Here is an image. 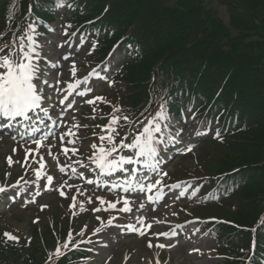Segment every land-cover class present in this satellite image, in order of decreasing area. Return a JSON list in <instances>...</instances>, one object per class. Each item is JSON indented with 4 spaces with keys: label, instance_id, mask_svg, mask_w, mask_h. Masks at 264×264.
<instances>
[{
    "label": "trees",
    "instance_id": "obj_1",
    "mask_svg": "<svg viewBox=\"0 0 264 264\" xmlns=\"http://www.w3.org/2000/svg\"><path fill=\"white\" fill-rule=\"evenodd\" d=\"M114 11L113 21L130 12L126 26L144 51L141 62L129 68L127 79L139 97L147 95L150 72L159 73L162 85L175 86V76L186 70L190 61L194 77L203 87L217 88V104L222 115V142L214 143L218 153L223 147L241 153V158L220 163L222 170L243 166L257 182L264 183V0H217L230 11L229 26L204 0H179L174 9L160 0H107ZM145 4L147 5L145 7ZM136 23V24H134ZM137 85L139 87H137ZM152 88V87H151ZM163 92L157 93L161 98ZM220 161L222 155H220ZM246 192L238 194L245 196ZM259 197V194L254 196ZM261 198H264L262 196ZM251 200L252 198H248ZM239 223L250 224L259 211L254 201L234 204ZM4 259L0 257V264Z\"/></svg>",
    "mask_w": 264,
    "mask_h": 264
},
{
    "label": "snow or ice",
    "instance_id": "obj_2",
    "mask_svg": "<svg viewBox=\"0 0 264 264\" xmlns=\"http://www.w3.org/2000/svg\"><path fill=\"white\" fill-rule=\"evenodd\" d=\"M61 4H57V7H61ZM70 7V6H69ZM28 31L24 32L22 35H18L16 41L12 44H5L3 47H0V117L7 118L9 121L15 120L17 117L24 118L25 120H30V112H35L39 109L43 112L44 116H48L49 108L44 107L43 105L51 100V97L44 91L45 88H50L51 91L62 96L59 99V105H65V101H69V95L75 92L79 97H86L87 94L91 91V88H87L84 91H78V89L87 84L89 77L100 76V73L93 68L83 79H75L77 69L75 62H72V66L69 69L70 76L67 81L60 80L56 73H53L52 77L41 80V70L39 62L42 59H47L46 57L41 56V42L37 40L36 37V26L34 24H29ZM71 25H67L64 29V35L68 36L67 31ZM50 31L52 29H49ZM72 35H75L73 33ZM63 44L57 45L56 47H63ZM92 48L95 49V44L92 45ZM116 49L113 48L112 52L115 53ZM63 56L64 60H68V56L60 54ZM110 57L112 53L109 54ZM59 61H56L51 65V67H58ZM104 79H107L104 77ZM50 80L53 81L50 83ZM65 83L66 88L61 89L60 84ZM110 86V85H109ZM96 101L110 103L105 100L102 96H96L94 99H86L83 102L88 105H95ZM73 107V102L69 101L66 105V108ZM65 109H61L58 116L62 119ZM96 108L93 107V112L95 113ZM121 109L119 107L113 106V113L110 114V118L106 125H96V127L101 129V133L97 135L93 131V136L96 137V140L99 141L93 142L90 144V155L87 156V159L91 164L95 165V169L99 173L110 175L117 169H124L129 172V179L125 181L124 185H114L113 188H121L124 195L119 196L115 201H108L104 197L97 196L95 197L96 201H99V205L105 206L104 210L117 209V205L121 204L122 206L118 209L119 212L129 213L132 211L133 205L136 204L137 198L142 194L147 193L146 199L151 201H158L163 196L164 187L171 188H180V183H175L172 185H165L163 183V177H166L168 173L158 172L159 160H158V146L165 143L175 144L179 138L180 132L183 131V128L176 131L175 134L172 132V117L170 116L167 109V101L162 103L158 110L155 112L151 118H147V121H132L127 115H117L120 113ZM95 119V116L92 117ZM192 118L195 119V113L192 114ZM49 119L51 117L49 116ZM75 120V117L73 118ZM40 122L43 123V119L40 118ZM123 122V123H121ZM57 121H53V124H56ZM184 123H187V119H184ZM6 126V125H2ZM62 126L65 128L59 135L61 141L60 150L57 153L52 152V148L55 145L45 144L47 136L37 139L33 138L32 143L36 145L35 149L26 150V160L22 164V167L27 164V156L33 155V160L36 161L38 167L33 169L35 177L37 180L46 177V183L44 185L45 190H52L51 185L53 184L54 177L48 175L43 170L46 167L45 156L40 153L41 148H47V154L51 156L57 162V167L60 173H65L66 168L70 167L69 165H62L59 161V156L62 154L66 158L70 156H75L79 153V148L71 147L67 145H75L77 143H83L77 137V132L83 127L87 128V124L80 125L79 123H73L71 126H68L66 123H63ZM130 129L125 131L124 129ZM195 135H201L199 130H193ZM52 133H49L51 135ZM219 135V133H217ZM87 139V138H85ZM124 150H128L130 155L122 154ZM17 149H13L15 153ZM186 152L192 151V146L189 145L185 150ZM39 157L36 160V157ZM8 165L11 167L13 164L12 157L9 156L6 158ZM77 164H80L82 167L83 161L76 160ZM144 163L145 168L152 169V175L145 174L143 177H138V169L135 167L126 168L125 166H132ZM73 173H76V168H71ZM10 175V173H6ZM23 179V178H21ZM19 183V181H17ZM88 184H92L91 179L87 180ZM126 185V186H125ZM12 187H15L13 185ZM65 187H73L68 185L65 181L62 185L59 186L56 190L59 192L61 197H65L66 193L64 191ZM7 191L6 187H0V193ZM111 191V189H110ZM77 192H81L80 189H77ZM135 193V197L132 195ZM40 195L39 192L36 193ZM180 196L184 195V192L179 193ZM77 199L76 195L72 196L73 203L69 205L70 208L76 206L75 201ZM34 202V201H33ZM88 202L93 203V198L88 197ZM49 207L48 205H42L41 208ZM83 207V206H82ZM140 209L145 207L144 203L140 202L138 204ZM94 212L101 211V208L98 206L92 209ZM155 211V209H152ZM97 220L101 218L99 216L95 217ZM116 217H113L112 220L108 221L109 225H112L113 220ZM147 218L144 216L137 217L138 223L141 225L140 228H137L134 224L126 225L125 228L134 232H138L139 235H146L145 229H151L153 224L151 222H146ZM162 220H156V223H163ZM87 226H85L86 228ZM101 229L99 227L94 229L95 233H99ZM83 230L79 235L83 236ZM153 236H165L168 237L169 233H153ZM172 236H175L176 233L173 231ZM3 237L7 241L18 242L20 237L5 231ZM72 245V248L78 247L77 244L72 243V233H69V238L63 244V248L68 250L69 245ZM149 248L153 247L151 240H149ZM156 247L164 249L166 247L171 248L174 245L159 243ZM193 251L199 252V249H193ZM55 255L57 257L66 255V252H62L60 247L55 249Z\"/></svg>",
    "mask_w": 264,
    "mask_h": 264
},
{
    "label": "rangeland",
    "instance_id": "obj_3",
    "mask_svg": "<svg viewBox=\"0 0 264 264\" xmlns=\"http://www.w3.org/2000/svg\"><path fill=\"white\" fill-rule=\"evenodd\" d=\"M93 5L96 7L99 3V0H92ZM207 6L211 7L213 10H216L218 12V15L221 17V19L224 21L225 24H229V9L226 4L217 3L215 1H208ZM58 53V52H57ZM56 56V52H54V57ZM70 63V62H69ZM83 64V62H82ZM72 65H68L66 67V71H63L60 76V79L63 81H67L68 77L70 76L69 69ZM77 77V75H76ZM75 80L74 78H72ZM106 90L107 93H111L114 90L117 89V87H120V83L117 82H111L108 79H106L105 83L102 84ZM110 85V86H109ZM136 84L131 85V87L135 86ZM137 87H139L137 85ZM113 96H107V101L109 107L113 106H124L126 105V102L122 100L121 95H123L122 91H119L118 93L111 94ZM84 124L88 125V122L86 121ZM195 129L194 123L190 122L187 125V128L185 131H182L181 133H187L184 134V137H187V139H193L192 132ZM199 130H201L203 133H207L209 130V127L205 126L204 124L200 126ZM94 128H92L87 133V138L92 139L96 138L93 136ZM98 133L97 131H95ZM212 134V132L210 133ZM98 135V134H97ZM93 139V140H94ZM180 141L182 137L179 138ZM179 139L177 140L178 144H176L177 147L181 146L179 145ZM88 145V147L86 146ZM190 144H186L188 146ZM16 149L15 146H11L9 142H7L4 139H0V181L2 179H6L8 175L6 173H10L9 179H13L18 177L23 170L22 164L24 163V157L26 156V152H23L22 149H17L15 152L23 154V158L15 159L14 156L15 153H13V149ZM214 148V143L211 144H205V149L212 150ZM24 149H28L25 148ZM85 149H89V143L86 139L85 141ZM200 148L199 146L195 149L193 154L199 152ZM222 155V162L224 165H226V162L228 160H236L238 161L241 158V153H238L237 151L232 152L228 149L221 148L219 151ZM4 154L6 157H4ZM11 156L14 168L13 169H6L5 160L7 157ZM235 157V158H234ZM197 158V157H196ZM194 155L189 156L188 158H184L182 160H179L175 164H170L169 169L170 173L175 178H180L181 176H189V175H201L205 174V172H216L220 169L219 167V161H206L205 157L203 159L196 160ZM7 163V161H6ZM190 165L188 169L182 170V167L184 164ZM8 164V163H7ZM5 165V166H4ZM20 173V174H19ZM5 182V181H1ZM259 182H254L252 186V190L249 192H246L245 196L240 197V199H248L252 198L254 202V196L259 194V202L260 204L262 201H264V198H261V194H264V186L262 188H259L258 186ZM185 184V183H181ZM180 184V185H181ZM71 189H75V193L77 196V199L79 195L84 194L82 191H84V188L79 187H71ZM77 189H80L81 192H77ZM260 189V191H259ZM185 190L187 191L186 197H188L190 200H194L195 196L198 194L197 189H187V186H185ZM184 192V191H183ZM17 197L16 195H14ZM13 196V197H14ZM82 199V197H81ZM88 200V199H87ZM87 200H83L79 204V208L74 207V210H65V205H70L69 201L63 197H56L54 195H50L45 199V204L49 207L43 208V210H38L37 205L31 204L29 206H25L28 210H18L19 207H14L15 204H11L12 199L10 202H8V198L4 200L3 203H1V209L3 216L0 218V230L3 228L4 231L10 232L18 237H20V240L18 243H21L23 239L25 238L24 242H26V238L31 237L32 232L34 234V227L38 228L39 230H43L45 227H48L49 233H53L56 236L58 242L56 244L57 247L61 248V251H65L66 249L63 248V244L66 242V240L69 238V235L66 239H63L62 234L67 233V229H71L72 233V243L78 244L79 239L78 238H84L87 235V238L83 241L84 242H90L91 236L94 233V228L97 225L95 213L92 210V206L89 205V202ZM87 202V203H86ZM12 206L11 208H8V206ZM43 204H41L42 206ZM194 203H189V205H186V209L182 210L183 212H179L180 216H183L184 214H187V217H206V216H228V218L233 219L237 222H239L238 218L236 219L235 214H230L228 212V208L217 205V206H200L197 208L190 209L193 207ZM40 206V207H41ZM83 206V207H82ZM181 205H176L175 207L172 206L171 209H159L157 212L154 213V218H160L162 221L167 222L168 218H176L175 213L177 211H180L178 207ZM36 210V211H35ZM89 211V215L82 216L83 211ZM92 210V211H91ZM193 210V211H192ZM85 211V212H86ZM192 211V212H190ZM235 215V216H234ZM159 219V220H160ZM34 226V227H33ZM85 226H87L85 228ZM154 228H158L159 226L157 224H153ZM198 226H194L193 229L188 230L187 234L191 235V238H196L195 246L194 242L191 243V246H180L178 245L173 249L169 254L168 257L165 255V258H161V249L156 247L157 244H155L153 241V247L149 248L148 242L149 240H138L133 238H124L121 241L116 242L117 240L114 238L113 234H110L109 238L107 236V233L99 232V236H103L102 241L100 245L95 246V251H97V257L91 258L88 260V264H215V259L208 253L210 247L213 245L211 241L207 239L204 234H201V236H197V229ZM83 230V236L79 235L81 231ZM68 232V233H70ZM46 234H43L38 237L35 236L34 240L37 241L35 244L36 251L34 254H32L29 257V260L32 261V264L43 262L44 258V252L41 251L43 248L52 249L53 243L46 237ZM72 247V245H69V248ZM192 247V248H189ZM193 249H199L202 250V253H198L196 251H193ZM105 260V262H103Z\"/></svg>",
    "mask_w": 264,
    "mask_h": 264
}]
</instances>
